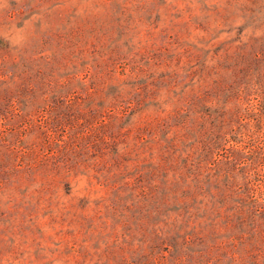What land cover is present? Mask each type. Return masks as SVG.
I'll return each instance as SVG.
<instances>
[{
    "label": "rangeland",
    "instance_id": "1",
    "mask_svg": "<svg viewBox=\"0 0 264 264\" xmlns=\"http://www.w3.org/2000/svg\"><path fill=\"white\" fill-rule=\"evenodd\" d=\"M0 264H264V0H0Z\"/></svg>",
    "mask_w": 264,
    "mask_h": 264
}]
</instances>
